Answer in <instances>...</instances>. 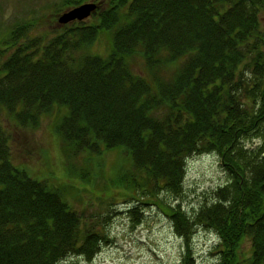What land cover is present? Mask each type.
Listing matches in <instances>:
<instances>
[{"label":"trees","instance_id":"16d2710c","mask_svg":"<svg viewBox=\"0 0 264 264\" xmlns=\"http://www.w3.org/2000/svg\"><path fill=\"white\" fill-rule=\"evenodd\" d=\"M94 1L61 2L96 9L51 34L17 24L0 40V118L36 128L62 110L65 164L56 180L14 166L0 122V264L91 260L108 236L71 201L101 179L133 215L156 205L171 219L178 264H195V226L215 234L217 264H264V0ZM101 35L105 55L91 51ZM106 149L124 152L109 176L91 171ZM204 153L227 182L191 214L165 203L182 193L186 159ZM84 154L87 172L72 164Z\"/></svg>","mask_w":264,"mask_h":264},{"label":"rangeland","instance_id":"374dc122","mask_svg":"<svg viewBox=\"0 0 264 264\" xmlns=\"http://www.w3.org/2000/svg\"><path fill=\"white\" fill-rule=\"evenodd\" d=\"M63 1L0 0V40H4L7 33L17 24L29 23L30 31L27 33L30 36L51 34L62 26L56 21V16L66 9L61 8ZM100 1L107 2H94ZM108 46V37L101 35L91 51L105 55ZM57 109L48 116H42L36 128H19L5 114L0 118L8 136L11 163L26 168L34 177L56 180L57 176L65 172L61 138L54 130L55 123L63 111ZM258 143L254 138L243 140L248 149ZM104 152L102 164L97 165V170L93 167V170H90L104 172V175L109 176L112 165L124 152L107 149ZM85 155L81 158L76 156L72 160L75 169L87 172L86 168L82 167ZM185 168L181 195L174 198L165 194L162 198L165 203L180 204L183 210L191 214L199 205L213 199L215 190L227 182V175L215 153L192 155L186 159ZM103 182L104 179H101L88 187L89 191L80 192L71 203L73 202L76 210H84L87 218H92L102 225V230L108 236L107 242L101 245L89 261L83 256L71 255L59 264H178L183 253V242L174 232L171 219L156 205L142 206L141 210L133 215L129 210L133 205L132 201L120 198L117 195L120 190L114 187L108 194V186ZM216 244L217 238L213 232L195 226L191 240L194 263L217 264ZM248 248L249 243L246 241L243 249L247 252Z\"/></svg>","mask_w":264,"mask_h":264},{"label":"water","instance_id":"95a60500","mask_svg":"<svg viewBox=\"0 0 264 264\" xmlns=\"http://www.w3.org/2000/svg\"><path fill=\"white\" fill-rule=\"evenodd\" d=\"M96 9V4L92 2H85L78 6L72 7L61 13L57 22L61 25L67 24L74 20H83L87 18Z\"/></svg>","mask_w":264,"mask_h":264}]
</instances>
